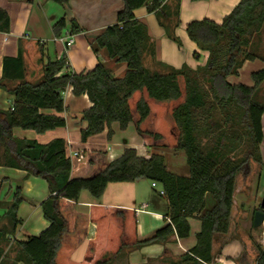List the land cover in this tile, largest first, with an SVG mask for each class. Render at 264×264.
I'll use <instances>...</instances> for the list:
<instances>
[{
    "label": "trees",
    "instance_id": "trees-1",
    "mask_svg": "<svg viewBox=\"0 0 264 264\" xmlns=\"http://www.w3.org/2000/svg\"><path fill=\"white\" fill-rule=\"evenodd\" d=\"M51 1L64 5L70 0ZM122 1L115 23L89 39L94 53L103 50L114 63H125L122 77L114 76L100 60L89 70H67V58L62 55L47 61L41 80L30 83L21 80L24 66L20 52L3 59L0 87H5L3 79L21 81L10 90L12 108L0 110V165L46 180L49 194L40 206L49 224L37 235L10 241L21 223L17 217L22 202L18 188L0 217V264H109L127 248L164 242L173 234L187 237L191 216L201 222L196 244L166 264H214L212 238L214 233L228 232L236 174L250 158L261 163L264 100L257 91L264 81V67L252 73V86L231 84L227 77L238 74L246 60H264V0H240L221 23L208 18L190 21L187 36L208 52L206 63L195 69L187 65L150 69L144 64L146 55H154V48L134 10L144 6L156 13L166 36L180 45L174 33L179 25L180 0H174L170 11L167 0ZM9 25V16L0 7V31H8ZM65 25L64 18L53 25L55 37L62 35ZM79 31L72 20L70 32ZM67 87L75 96L86 94L91 102L80 113L87 123L80 131L82 142L106 127L110 139L113 122L121 130L132 124L149 147L182 150L188 174L170 172L163 155L156 151L142 157L133 148L124 149L113 160L106 151L91 149L73 167L63 138L40 144L13 136V128L43 133L64 127V117L46 111H65L63 92ZM138 179L159 184L167 204L168 222L148 238L139 239L132 208L91 204L87 212L77 209L82 190L99 198L110 182ZM90 223L95 224L94 235L87 241L82 260L75 261L72 253L87 238ZM255 264H264L261 249Z\"/></svg>",
    "mask_w": 264,
    "mask_h": 264
},
{
    "label": "crops",
    "instance_id": "crops-1",
    "mask_svg": "<svg viewBox=\"0 0 264 264\" xmlns=\"http://www.w3.org/2000/svg\"><path fill=\"white\" fill-rule=\"evenodd\" d=\"M240 0H180L178 19L179 25L174 33L180 41L178 45L175 41L168 38L164 28L160 25V17L154 12H148L144 6L134 10L135 17L145 24L149 36V42L154 48V55H146L144 64L150 69H160L161 66L180 68L182 65L195 69L203 66L208 58V52L200 50L197 45L189 39L186 33V25L192 20L208 18L216 23H221L226 16ZM174 0H167V10H172ZM0 7L6 10L10 25L6 32L0 31V79L2 78V65L4 57H16L21 53L24 77L21 80L36 83L42 78L43 65L51 60H55L62 55L67 58L68 68L74 72L92 69L100 60L109 66L116 77L124 75L125 63H114L108 59L105 52L100 50L94 53L96 58L91 56L93 51L89 45V39L99 34L107 26L115 23L117 12L123 7L122 0H70L64 5H58L51 0H0ZM87 17V31L77 32L85 36L80 43L79 55L75 57L73 34L69 31L62 34L61 38H71L73 40L69 47L56 40L53 33V25L61 18L67 20L75 19L80 23ZM59 48L57 50V45ZM84 52V53H82ZM94 52V51H93ZM197 52L198 56L194 53ZM69 53V58H68ZM73 56V58H71ZM149 61L150 66L145 63ZM161 64V65H160ZM264 67V60H246L238 70V74L229 75L227 81L231 84L242 83L252 86L254 81L252 73ZM20 79H3L5 87H0V110H9L12 108L14 96L10 90L15 87ZM258 95L264 100V81L258 87ZM65 111L56 113L46 111L64 117L66 124L64 127H58L43 133H36L33 130H24L13 128L12 134L18 139L35 140L37 143L44 144L54 138H63L65 141L66 156L69 157L73 151L86 153L88 150H104L110 160L118 158L126 148H133L137 154L142 157L156 151L162 154L167 169L178 175H187L188 166L185 163L186 156L179 158L178 151L172 150L170 153L164 149H153L149 147L148 141L139 137L132 124L126 129L121 130L117 122H113L110 128L113 135L107 138L108 128L102 132L89 136L85 142L80 139V131L85 128L87 123L81 120L80 113L91 106L86 94L75 96L71 87H67L63 92ZM79 106L78 109H76ZM262 141L259 145L261 163L249 159L248 162L256 163L264 171V114L261 117ZM169 149V148H168ZM166 153L169 158H166ZM184 153V152H183ZM185 154V153H184ZM169 161V163L167 162ZM73 167L79 162L71 159ZM260 170V171H261ZM236 174L235 188L233 193V205L231 218L227 233H214L212 238L213 258L226 264H239L242 244L236 238H229L232 229L233 216L237 211L235 207L237 201L244 202L251 195L252 186L246 179L242 182L245 191H242L239 184V175ZM243 174V172H242ZM160 185L152 187L151 181L147 179H138L132 182H110L106 185L104 192L99 198H94L87 190H82L78 197L77 209L83 212L89 211L91 204H101L104 206H122L129 207L136 211L137 233L139 239L150 237L158 228L164 226L168 219L165 216L167 204L163 195L158 193ZM20 189L22 202L18 206L17 215L23 205L31 206L28 221L35 225L39 233L48 226V221L43 217L41 202L48 196V185L45 179L27 173L25 170L0 165V217L7 211L12 202L17 189ZM252 189V190H251ZM256 191H253L255 193ZM145 207L142 208V206ZM254 212V210H253ZM244 215L242 218H245ZM251 217V222H252ZM21 221L23 222L22 218ZM27 222V221H26ZM25 223V222H24ZM190 225L189 235L185 238H178L176 234L168 237L164 242L146 244L140 247L127 248L114 256L109 264H166L167 260L177 258L182 253L188 251L196 244V235L201 229V222L197 216L188 217ZM23 225V224H22ZM238 229L241 227V218L235 225ZM243 230V229H242ZM95 224L88 226V235L85 241L72 253V259L81 261L86 249L87 241L93 237ZM245 232V231H244ZM38 233V234H39ZM30 235L24 232V229L15 230L14 235L10 236V241L25 240ZM249 239V236H247ZM8 246L5 247V250ZM82 250L79 253V250ZM258 253L252 258L256 261ZM77 255V256H76ZM228 259V260H227ZM253 261V259H252ZM254 261V264H255Z\"/></svg>",
    "mask_w": 264,
    "mask_h": 264
},
{
    "label": "rangeland",
    "instance_id": "rangeland-1",
    "mask_svg": "<svg viewBox=\"0 0 264 264\" xmlns=\"http://www.w3.org/2000/svg\"><path fill=\"white\" fill-rule=\"evenodd\" d=\"M57 4L61 5L59 3ZM72 20H75V19L67 20L65 27L62 29V32H61L62 34H65L66 32L70 31ZM87 20L88 18L84 17L81 23L79 21H76V23L78 24V27L81 29V32H84V33L86 32L87 35H92L91 32L87 31L88 29V26L86 25ZM72 34H73L72 38L75 41L73 47L75 48V50H77V52L75 53V57H77L79 55V50H80V48L78 47L80 46V43H82V40L85 39V36L77 32L72 33ZM56 45H57L56 48L58 50L59 44L57 43ZM90 53H92L91 56L93 58H96L93 51H90ZM69 57L70 56L68 53V58ZM71 58H73V56H71ZM145 63H147L148 66L151 65V63L149 64V61L147 60V58L145 60ZM78 108L79 106L76 109ZM164 150L169 151L170 153L172 152V150L168 148ZM178 153H179V158L180 156L182 157V155L185 157V154L183 153V151H178ZM169 157H170L169 154L166 153V158H169ZM167 162L169 163V161ZM260 170L261 169L256 163L248 162V164L244 167V169L241 171L239 175V184H241V187L243 188L242 182L244 181V179H246L247 182L251 183V186L253 189V190L251 189L252 190L251 195L247 194L246 198L248 199L246 201L244 202L237 201L235 205V207L237 208V211L234 213V216H233L234 224L232 225V229H231L230 236H229V238L231 239L236 238L241 241V244H242L241 251L242 252L241 254H239L240 255L239 257L240 259L238 260L239 264H254L255 260L254 258H252V256L255 253H258V249H261L264 251V246L260 242V239L262 238L263 226L254 228L252 226V222L250 219L251 217H253V214H254L253 210L255 211L258 209L262 196L264 194V171L262 170L260 171ZM242 191H245V189L243 188ZM253 191H256V192L253 193ZM30 211H31V206H29L28 204H25L22 206V208H20V211L17 217L18 219L22 218L23 222L21 221V223L18 224L17 230L24 229V232H29L30 234H38L40 229L37 230L36 223L34 225L33 223L28 221V216L30 214ZM244 215H246L245 218H242ZM240 218H241V227L243 230L242 229L240 230L238 229V227L237 228L235 227V225L238 224V221L240 220ZM247 236H249V239L247 238ZM81 251L82 250L80 249L79 253ZM214 264H223V263L214 259ZM224 264H226V262H224Z\"/></svg>",
    "mask_w": 264,
    "mask_h": 264
},
{
    "label": "built area",
    "instance_id": "built-area-1",
    "mask_svg": "<svg viewBox=\"0 0 264 264\" xmlns=\"http://www.w3.org/2000/svg\"><path fill=\"white\" fill-rule=\"evenodd\" d=\"M56 40H59L61 41L65 47H69L73 40L71 38L67 39V38H61V37H56ZM70 160L73 159L77 162H80V161H83L85 159V153L83 152H79V151H73L70 156H69ZM151 185L152 187H156L157 186V183L156 182H151ZM158 193L160 195H164V191L163 189L160 187V189L158 190ZM145 207V205L142 206V208ZM263 226V231H262V238L260 239V242L262 243V245L264 246V224L262 225Z\"/></svg>",
    "mask_w": 264,
    "mask_h": 264
},
{
    "label": "water",
    "instance_id": "water-1",
    "mask_svg": "<svg viewBox=\"0 0 264 264\" xmlns=\"http://www.w3.org/2000/svg\"><path fill=\"white\" fill-rule=\"evenodd\" d=\"M259 207L260 209L254 211L252 218V226L254 228H258L264 224V194L262 196Z\"/></svg>",
    "mask_w": 264,
    "mask_h": 264
}]
</instances>
